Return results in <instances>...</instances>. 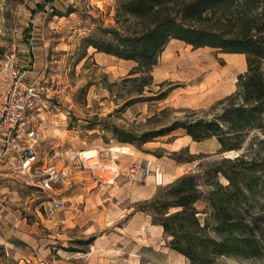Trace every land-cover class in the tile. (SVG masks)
I'll return each mask as SVG.
<instances>
[{"label":"rangeland","instance_id":"obj_1","mask_svg":"<svg viewBox=\"0 0 264 264\" xmlns=\"http://www.w3.org/2000/svg\"><path fill=\"white\" fill-rule=\"evenodd\" d=\"M37 4L44 8L31 16ZM114 9L115 0H0V55L15 45L26 71L35 69L34 61L40 63L51 98L50 108L37 120L43 135L40 159L48 160L67 148L110 151L118 147L116 163L124 170L125 159L132 154L121 153L128 148L145 158L136 163L160 162L166 184L155 186L151 178L149 182L134 180L125 173L113 182L104 174L102 182L71 165V179L59 191L48 193L66 205L47 216L42 206L47 194L15 175L1 177L0 264H188L168 248L167 237L152 227L150 217L136 212L134 206L180 176L201 173L236 153L221 154L214 138L193 142L181 131L137 149L121 143L113 130L139 137L192 113L211 116L218 111L212 106L235 91L237 76L246 71L245 57L209 48L193 50L171 41L151 72V85L138 94V84L128 80L136 76L130 75L133 62L93 48L82 54V39L98 25L117 27ZM162 95L166 97L159 99ZM180 150L179 156L172 155ZM189 154L195 161L177 162ZM220 182L226 184L223 178ZM196 207L202 210L205 205L199 201ZM252 213L257 216L259 210ZM90 246L95 251L87 258L76 257ZM221 262L234 263L231 259Z\"/></svg>","mask_w":264,"mask_h":264},{"label":"trees","instance_id":"obj_2","mask_svg":"<svg viewBox=\"0 0 264 264\" xmlns=\"http://www.w3.org/2000/svg\"><path fill=\"white\" fill-rule=\"evenodd\" d=\"M43 8L37 4L32 12ZM114 10L117 27L98 25L82 39V54L93 48L133 62L130 75L136 76L128 80L138 84V94L151 85V72L171 41L245 57L246 71L237 76L235 91L212 106L218 111L211 116L192 113L139 137L116 129L113 134L139 149L181 131L193 142L214 138L221 154L236 153L159 188L136 203L135 211L160 226L168 248L188 264H229L221 259L264 264L258 262L264 259V0H115ZM195 159L189 154L177 162ZM199 201L202 210L196 207Z\"/></svg>","mask_w":264,"mask_h":264},{"label":"built area","instance_id":"obj_3","mask_svg":"<svg viewBox=\"0 0 264 264\" xmlns=\"http://www.w3.org/2000/svg\"><path fill=\"white\" fill-rule=\"evenodd\" d=\"M20 65L15 45L0 55V178L17 176L41 194L59 191L71 179V165L80 168L103 182H113L125 173L134 180L152 179L155 186H164L165 173L157 160L130 163L126 169L118 167L116 157L107 156L98 147L88 150L67 148L50 159H40L43 140L40 115L50 108L51 98L46 81L30 79ZM58 159L53 161V159ZM105 182V181H104ZM62 198L50 197L43 206L47 216L63 211ZM94 247L76 257L87 258Z\"/></svg>","mask_w":264,"mask_h":264},{"label":"crops","instance_id":"obj_4","mask_svg":"<svg viewBox=\"0 0 264 264\" xmlns=\"http://www.w3.org/2000/svg\"><path fill=\"white\" fill-rule=\"evenodd\" d=\"M33 9H35V7L33 8ZM33 9H31V16H33V15H35V13L36 12H32V10ZM41 11V10H40ZM37 12H39V11H37ZM34 63L36 64L35 66L36 67H34L35 69L32 71V72H29L28 73V77L30 78V79H36V80H41L42 79V77L43 76H41V72H39V68H41V67H39V64L40 63H36V61H34ZM31 75V76H30ZM132 154V155H130L127 159H125V161H126V163H127V165H129L130 163H132V162H136V161H140V160H144L145 158H143V157H139V156H135L134 155V153L132 152V151H130L128 148H124L123 149V153H121L122 155H127V154ZM177 172V171H176ZM151 179L149 178L148 180H147V182H149ZM152 225V224H151ZM152 227L153 228H155V230L156 231H158V232H161L162 234H163V232H162V228L160 227V226H156V225H152ZM94 251H95V248H94ZM172 251V250H171ZM172 252H174V251H172ZM175 253V252H174ZM177 254V253H176ZM179 255V254H178ZM180 257H182V258H184L183 256H181V255H179ZM119 257H122V256H119ZM185 259V258H184Z\"/></svg>","mask_w":264,"mask_h":264},{"label":"bare ground","instance_id":"obj_5","mask_svg":"<svg viewBox=\"0 0 264 264\" xmlns=\"http://www.w3.org/2000/svg\"><path fill=\"white\" fill-rule=\"evenodd\" d=\"M215 72V71H214ZM219 75V74H218ZM190 138V137H189ZM103 152H104V154L105 155H107V156H112V157H117L116 156V154L119 152V148L118 147H115V148H113V149H111L110 151L108 150H102ZM110 152L112 153V154H110Z\"/></svg>","mask_w":264,"mask_h":264}]
</instances>
